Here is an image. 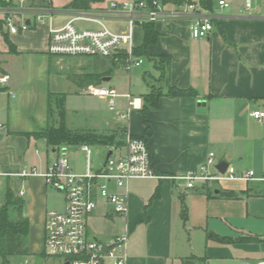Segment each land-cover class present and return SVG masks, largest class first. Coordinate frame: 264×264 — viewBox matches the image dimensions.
I'll return each instance as SVG.
<instances>
[{
  "label": "crops",
  "instance_id": "1",
  "mask_svg": "<svg viewBox=\"0 0 264 264\" xmlns=\"http://www.w3.org/2000/svg\"><path fill=\"white\" fill-rule=\"evenodd\" d=\"M219 1L214 12H211L215 16L214 30L208 37L193 38L185 21L168 25L157 24L161 35L157 44L150 48L153 54L171 55L166 80L157 81L156 84H163L165 90L170 86L181 89L193 88L196 91L195 95L162 96L159 108L148 112L146 121L140 110H133L129 119H120L116 112V121L107 128L110 130L107 133L115 134L116 141L120 144L99 145L103 147L102 152L95 154L92 145L88 144L91 149L89 155L82 149V145L66 147L67 154L69 151L83 153L86 162L84 167L76 169L72 163L71 167L75 172L84 173L88 167L94 171L100 170L108 151L111 150L113 153L121 150L126 135L147 138L152 167L158 177L137 179L148 181L144 188H137L135 183H132L136 180L129 183L127 218L131 222L129 229L135 224L132 229L134 231L137 225L144 223L149 234L144 246L140 247V244L129 241L127 264H184L189 259L196 264L198 262L223 264L225 260L233 259L234 247H230L228 243L208 239L210 220L214 217L220 218L223 222L227 217L234 221L252 219L247 227V233L242 229L231 228L243 231L244 234L241 236L256 237L259 241L232 244L235 246L241 243L248 244L255 254L252 264L264 261V181H198L194 188H187L186 182L181 179V176L199 170V167L208 161L210 153H214L215 161V165L208 168L212 175L221 172L217 164L222 160L227 161L238 172L254 170L259 176L264 173V121H259L251 115L255 109L264 110V0H251V8H247V0L240 3L225 0L229 3L226 7L221 6ZM101 4L104 6V2ZM105 17L107 20L115 21L111 15ZM47 33L44 29L45 48L41 51L46 49ZM23 35H11L9 38L19 52L32 51L33 49L27 45H22ZM136 37L135 30L137 47L144 39L143 27L140 39L137 40ZM0 38L4 39L3 36ZM8 49V45L6 49H0L3 52L1 56L8 57L11 54ZM5 74L10 75L6 67L0 65V76ZM143 80L145 78H137L136 84L141 85ZM8 83L0 82V106L7 107L10 112L7 121L0 120V124L3 125L0 129V169L9 174L1 178L3 185H6L9 179L13 181L20 178L10 174L19 173L24 168L36 167L35 164L24 160L23 155L30 140L17 132L30 129L17 127L18 109L22 103L16 101V92ZM11 93L15 96L12 97ZM125 93L127 92L121 94ZM199 101L205 102V105L199 106ZM119 111H127V99L126 107L120 108ZM53 151L57 157L59 151ZM94 154H104V161L101 159L96 161ZM52 160L54 159L47 156L43 168L47 161ZM24 180L23 185L26 187L22 196L25 200L24 215L31 223L29 247L32 253H39L44 249L45 220L48 211L46 197L49 187L41 176H32ZM207 182L217 195L221 191H231L238 197L218 196L208 199L204 192L199 191L203 190L202 186ZM157 189L159 195L155 196ZM111 190L122 192V189L116 188L113 184ZM182 197L189 206L187 222L183 223V229L206 232L203 253L192 252L195 249L193 246L190 250L182 246L174 247L175 217L180 214L184 219L181 213ZM146 201H149V215L144 219L139 208ZM103 203L106 208L101 215L111 218L115 213L112 204L104 198ZM95 215L99 216L98 213L93 214ZM191 217H196L197 223H192L194 225H189ZM215 233L229 235L223 231ZM116 234L106 238L95 235L108 239Z\"/></svg>",
  "mask_w": 264,
  "mask_h": 264
},
{
  "label": "built area",
  "instance_id": "2",
  "mask_svg": "<svg viewBox=\"0 0 264 264\" xmlns=\"http://www.w3.org/2000/svg\"><path fill=\"white\" fill-rule=\"evenodd\" d=\"M221 6H228L225 0H220ZM251 8V0L246 1ZM69 14L60 26L54 24V16ZM111 15L115 21L126 20L127 26L122 31H113L105 23V16ZM124 17V18H123ZM215 16L204 10L193 0H184L181 4H163L161 0H127L124 2L112 0L104 6H93L87 10L57 9L40 0H0V36L4 34L18 35L47 27V43L45 52L53 56H87L115 57L124 54V68L131 72L133 68L141 67L145 58L135 55V30L144 23L171 24L187 22L190 34L195 39L206 38L214 30ZM93 22L98 28H79L76 22ZM10 75L0 76V82L8 83ZM86 91L89 94L107 100L110 110L116 111L120 119H129L133 110L143 106L141 96L131 92L121 94L114 86L90 84ZM12 97L15 95L12 94ZM124 96L127 99V111L117 110V99ZM1 108V106H0ZM251 115L259 121H264V110L255 109ZM0 124V129L2 128ZM89 155L91 149L87 144L81 146ZM67 148L62 147L58 156L47 161L43 170L37 167L24 168L21 172L10 174L22 179L41 176L46 185L63 193L65 208L50 209L46 212L44 249L35 253L33 258L24 255L19 264H127L129 231L104 239L89 230L88 219L96 213L99 205L98 197H103L112 204L113 211L119 215L128 216L129 183L133 179H148L158 177L152 167L151 152L146 140L133 137L130 134L124 138L119 152H113L105 161L103 167L94 171L88 167L84 173L75 172L67 156ZM40 153V149L36 150ZM214 153H210L208 161L199 170L181 176L187 188H194L198 181H264V173L257 175L254 170L238 172L230 166L226 172L212 175L208 168L214 165ZM9 174L0 169V206L5 202L6 189L1 178ZM111 184L124 191H112ZM24 185L18 190L19 196H24ZM37 257L42 261L37 262ZM47 257L53 258L47 263ZM255 264H264V261Z\"/></svg>",
  "mask_w": 264,
  "mask_h": 264
},
{
  "label": "rangeland",
  "instance_id": "3",
  "mask_svg": "<svg viewBox=\"0 0 264 264\" xmlns=\"http://www.w3.org/2000/svg\"><path fill=\"white\" fill-rule=\"evenodd\" d=\"M55 8L66 9V5L71 0H52ZM112 0H105L104 5H107ZM117 1H127V0H117ZM199 2V0H194ZM237 2H242L244 0H234ZM218 0H214L215 6H217ZM99 3L95 6H102ZM70 17L69 14L55 15L54 24L60 26L65 20ZM106 25L113 31L123 30L127 26L126 21L115 22L110 19L105 20ZM79 28H98L99 26L93 22H76ZM141 26L136 28V39H140ZM44 29L47 27L37 28L35 31H29L24 33L22 45L30 47L31 50H26L24 52H19L17 49L16 53H11L6 56H1L3 54L0 51V65L6 67L7 71L12 76V79L8 83L16 92V101H20L22 106L18 109V128L20 129H30L23 130L17 133L24 134L26 132L38 131L45 128L48 124H58L60 121L59 110L57 108V101L60 99L61 95L66 97L65 109H66V123L72 129H91L99 132H110L108 127L113 124L116 120V111L110 110L107 100L89 94L86 89L87 86H82L76 82V76L82 74L86 71H98L102 68L114 67V73L112 75V80L109 82H103L102 85L114 86L120 93L131 92L136 96H142L150 90V83H157L154 78L158 77L159 71L154 66L152 60L145 58V62L141 67L133 68L131 72L124 68V65L117 64L114 65L111 62V57H87V56H53L47 54L45 51H41L45 48L44 41ZM7 47V43L4 39L0 38V49L4 50ZM17 48V47H16ZM2 69V68H1ZM142 78L143 83L141 85L136 84V79ZM90 85V84H89ZM2 105V104H1ZM0 109V120H8L10 112H8L7 107L2 106ZM126 107V98L119 97L117 99V110ZM133 112V111H132ZM131 112V113H132ZM105 130V131H104ZM6 135V133H3ZM117 142V141H116ZM80 146V145H79ZM63 147V146H62ZM60 147L58 151L62 148ZM77 147V146H76ZM36 149H40V153H36ZM92 150L96 154L97 152L103 150V147L95 145L92 146ZM75 151H69L67 154L70 165L71 163L76 169H81L85 165V156L81 152L74 153ZM67 153V152H66ZM94 159L103 160L104 154L95 155ZM24 160L35 164L39 171L43 170L44 160L48 156L50 159L56 158V152L53 148L49 146L44 139L31 138L29 144L25 149ZM100 157V158H99ZM104 161V160H103ZM215 165V164H214ZM213 165V166H214ZM212 166V167H213ZM132 183H135L137 188H144L148 185V181H139L137 179ZM25 180L19 178L12 181V188L14 193L18 195V190L24 184ZM4 185V189H6ZM25 187V185H24ZM46 206L47 209H62L65 206L64 194L58 192L55 188L48 186ZM201 187V186H200ZM26 188V187H25ZM200 189V188H199ZM198 189V190H199ZM124 191V189H122ZM204 192L203 190H199ZM198 191V192H199ZM19 196V195H18ZM99 205L96 213L99 216H91L88 219V226L91 232L94 234L106 238L116 233H123L126 230L129 231V241L136 242L144 246L147 241L148 231L145 224H139L132 231L135 224H132L131 228L127 216L119 215L113 213L111 218H107L101 215L105 212V206L103 203V197L99 196ZM149 201L145 204L140 205V213H142L144 219L149 215ZM5 203V202H4ZM188 208L189 206L185 201ZM111 207V206H110ZM113 207V206H112ZM111 207V208H112ZM181 205V213H182ZM180 216V217H179ZM175 217L174 224V247H183L190 250L193 246L195 249L192 252L203 253L206 246V232L205 231H188L183 229V223L187 222L182 219L179 214ZM10 217L16 219L17 214L14 207H10ZM196 217H191V222L189 225H194L192 223H197ZM195 220V221H194ZM252 219H241L232 220L227 217L226 221H221L220 218L214 217L210 220V230L212 232H225L232 236H241L248 231V226ZM181 224V227H180ZM242 229L243 231L233 230L232 228ZM246 230H244V228ZM182 228V230H181ZM204 232V233H202ZM205 234V235H203ZM208 235V234H207ZM201 236V237H199ZM248 244H238L235 246L230 244V247H234L233 259L225 260L223 264H252L253 256L255 255L247 246ZM251 250V251H250ZM31 258L35 253L27 254ZM246 256L248 258H246ZM24 256H14L10 259V264H19L23 261ZM248 259V260H246ZM249 261V262H246ZM47 263H52L53 258L47 257ZM0 264L1 258H0ZM200 264V262H198Z\"/></svg>",
  "mask_w": 264,
  "mask_h": 264
},
{
  "label": "trees",
  "instance_id": "4",
  "mask_svg": "<svg viewBox=\"0 0 264 264\" xmlns=\"http://www.w3.org/2000/svg\"><path fill=\"white\" fill-rule=\"evenodd\" d=\"M105 0H71L66 9H80L87 10L96 4L103 3ZM184 0H161L163 4H181ZM194 1V0H193ZM41 4H47L55 7L52 0H40ZM200 6L208 11L214 12L216 6L214 0H199ZM215 20V19H214ZM1 23V22H0ZM155 23H144L142 25L144 29V39L141 45L135 47V55L137 57L148 58L153 61L154 66L159 71L158 77L154 80L162 82L167 78V67L171 60L169 54H153L150 51L151 46L157 44L161 32L156 27ZM1 27V24H0ZM3 38L7 43L11 52L16 53L17 48L15 44L10 40L8 34H4ZM103 58V57H102ZM111 62L114 65L123 64L124 54H118L115 57H111ZM114 73V67L102 68L101 70L84 71L82 74L76 76V82L82 86L89 84L102 85L103 77L111 76ZM196 91L193 88L181 89L177 86H170L166 90L163 84L150 83V90L143 94V106L140 109L146 121V116L151 110L159 108L160 99L162 96H193ZM66 97L61 95L57 101V108L59 110L60 121L58 124H48L45 128L38 131L26 132L25 135L29 140L31 138L44 139L46 143L57 151L60 147H76L83 144L88 145H112L116 142V135L107 132H99L91 129H72L66 123V109H65ZM144 138V137H142ZM147 142V138H144ZM120 144V143H118ZM11 179L7 180L6 184V198L5 203L0 206V258L2 264H10V259L14 256H24L30 254L29 247V235L31 230V223L28 217L24 215L25 200L22 196H18L14 193L12 188ZM203 191L208 199L215 197L225 198H237L236 193L231 191H221L220 194H215L214 188L209 182L203 186ZM158 189L155 192V196H158ZM182 216L186 220L188 217V208L185 204V198L182 197ZM10 207H14L17 217L12 219L10 217ZM208 239H213L220 243H240V242H257L259 238L252 236H232L221 235L215 232L208 233ZM194 259V257H192ZM205 258H203L204 260Z\"/></svg>",
  "mask_w": 264,
  "mask_h": 264
},
{
  "label": "water",
  "instance_id": "5",
  "mask_svg": "<svg viewBox=\"0 0 264 264\" xmlns=\"http://www.w3.org/2000/svg\"><path fill=\"white\" fill-rule=\"evenodd\" d=\"M112 79V77L111 76H105V77H103V81L104 82H109L110 80ZM199 106H204L205 105V102H203V101H199ZM111 154H112V151L110 150V151H108V153H107V155H106V159H105V161H107L108 159H109V157L111 156ZM229 167V163L227 162V161H225V160H222V161H220L218 164H217V168L222 172V173H224V172H226V170H227V168ZM39 261H42V258L41 257H37V262H39ZM184 264H196V262H194L193 260H186L185 262H184Z\"/></svg>",
  "mask_w": 264,
  "mask_h": 264
}]
</instances>
